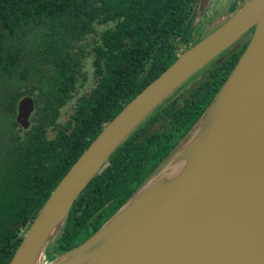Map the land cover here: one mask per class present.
<instances>
[{"label":"trees","instance_id":"1","mask_svg":"<svg viewBox=\"0 0 264 264\" xmlns=\"http://www.w3.org/2000/svg\"><path fill=\"white\" fill-rule=\"evenodd\" d=\"M197 0H0V264L78 157L137 94L200 41ZM232 8L230 11H233ZM226 49L174 89L116 146L75 198L48 260L98 231L189 141L246 48ZM88 52L94 86L61 125ZM221 59L218 63L217 61ZM32 99L29 126L14 122Z\"/></svg>","mask_w":264,"mask_h":264},{"label":"water","instance_id":"2","mask_svg":"<svg viewBox=\"0 0 264 264\" xmlns=\"http://www.w3.org/2000/svg\"><path fill=\"white\" fill-rule=\"evenodd\" d=\"M251 27L250 41L185 146L98 231L46 264H264V0L246 1L103 127L45 201L8 264H35L45 257L73 201L116 146L174 89ZM237 48L232 46L221 59ZM32 112V99L20 98L15 124L27 129ZM186 157L184 172L159 203L128 232L119 230L163 169Z\"/></svg>","mask_w":264,"mask_h":264},{"label":"bare ground","instance_id":"3","mask_svg":"<svg viewBox=\"0 0 264 264\" xmlns=\"http://www.w3.org/2000/svg\"><path fill=\"white\" fill-rule=\"evenodd\" d=\"M189 160V157L179 158L166 166L161 172L160 179L144 194L146 195L145 197L134 204L129 213L118 224L117 228L119 230L127 228L125 231L123 230L126 233L135 227L159 203L166 192L171 189L173 184L184 172Z\"/></svg>","mask_w":264,"mask_h":264},{"label":"flooded vegetation","instance_id":"4","mask_svg":"<svg viewBox=\"0 0 264 264\" xmlns=\"http://www.w3.org/2000/svg\"><path fill=\"white\" fill-rule=\"evenodd\" d=\"M246 1L248 0H197L195 5L194 20H193V25L195 26V28H197V34L195 38L199 37V35L202 34L201 33L202 28L205 25H210L217 20L218 22L216 21V27H214L212 30L208 32V34L211 33L217 27L222 25L238 9H240V7L243 6V4ZM218 6H224V7L220 11L217 8ZM232 8H234V10L230 11ZM253 29L254 27L249 28L226 50L228 51L232 46H237L239 48L242 44L247 45L252 36ZM206 35L200 38H203Z\"/></svg>","mask_w":264,"mask_h":264},{"label":"rangeland","instance_id":"5","mask_svg":"<svg viewBox=\"0 0 264 264\" xmlns=\"http://www.w3.org/2000/svg\"><path fill=\"white\" fill-rule=\"evenodd\" d=\"M224 6H218V10H222ZM218 18V17H217ZM217 21V20H216ZM216 21L210 25H205L202 28V34L199 35V37H202L204 35H208V32L210 30H212L214 27H216ZM218 22V21H217ZM94 60V55L92 52H88L84 61H83V65H82V69H81V74H82V78L79 79L75 85V90L74 93L72 95V98L61 108L60 112H59V117L57 119V122L59 124H63L66 119L68 118V115L72 112V108L74 105V102L76 100L77 97H79L82 94L87 93L95 84L96 81V75H94V67L92 65V61ZM16 111V108H15ZM13 118H15V113ZM126 212V211H125ZM124 212V213H125ZM122 213L116 220L114 223L117 222V220L123 217ZM48 251V248H47ZM104 258V256H103ZM102 257H100V261L103 260ZM46 262H48V258L45 255V257L42 255L39 259L36 260L35 264H46Z\"/></svg>","mask_w":264,"mask_h":264}]
</instances>
